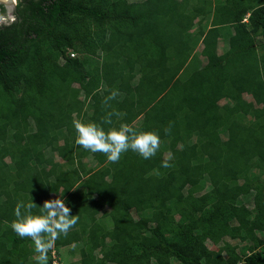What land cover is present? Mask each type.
<instances>
[{
	"label": "trees",
	"instance_id": "obj_1",
	"mask_svg": "<svg viewBox=\"0 0 264 264\" xmlns=\"http://www.w3.org/2000/svg\"><path fill=\"white\" fill-rule=\"evenodd\" d=\"M108 112L157 153L76 145L73 122ZM54 196L79 220L49 264L78 243L68 264H264V0H19L0 25V264L36 255L17 203Z\"/></svg>",
	"mask_w": 264,
	"mask_h": 264
},
{
	"label": "clouds",
	"instance_id": "obj_2",
	"mask_svg": "<svg viewBox=\"0 0 264 264\" xmlns=\"http://www.w3.org/2000/svg\"><path fill=\"white\" fill-rule=\"evenodd\" d=\"M0 20V25L13 22L15 16L4 15ZM117 94L116 91L111 92L107 100L115 99ZM114 115L118 113L108 112L101 123L75 120V144L91 153H103L113 163L128 151L135 152L143 159H150L157 153L160 147L158 133L139 131L127 124L112 127ZM162 166L169 167V164L163 161ZM35 206L33 201L18 202L14 208L16 219L10 227L19 238H29L33 243L36 253L34 264H49L50 250L61 236L66 237L69 230L77 225L79 216L70 214L71 209L62 196L45 200L38 214H33Z\"/></svg>",
	"mask_w": 264,
	"mask_h": 264
},
{
	"label": "rangeland",
	"instance_id": "obj_3",
	"mask_svg": "<svg viewBox=\"0 0 264 264\" xmlns=\"http://www.w3.org/2000/svg\"><path fill=\"white\" fill-rule=\"evenodd\" d=\"M130 2H136V1H140L143 2L144 0H129ZM1 23V20H0ZM263 41V39L259 38L257 39V43H261ZM228 45V44H227ZM228 48V46H226L225 43L220 44V50L221 53H223L226 49ZM201 52V47L198 48V54H200ZM201 64H205L206 60L205 58L200 59ZM83 97V95H81V98ZM245 98L248 101H251V97L249 96H245ZM223 104L225 103H230L232 104L233 102L230 99H223L222 101ZM226 138V137H225ZM46 156L52 157L55 159V161H61L60 158L58 157V155L55 152H51L50 150H46L45 151ZM9 161V160H7ZM86 162L88 163H93L94 165L96 164V162L94 161V159L92 157H89ZM54 198H57V196H54ZM244 202L247 203L249 205L250 201H249V197H245ZM33 246V245H32ZM80 249H81V244H75V245H68L65 247L60 248L59 250H53L52 255V264H68V263H75L77 261H79L81 259V254H80ZM56 251V252H54ZM35 262V255H33L30 260H29V264H34Z\"/></svg>",
	"mask_w": 264,
	"mask_h": 264
},
{
	"label": "water",
	"instance_id": "obj_4",
	"mask_svg": "<svg viewBox=\"0 0 264 264\" xmlns=\"http://www.w3.org/2000/svg\"><path fill=\"white\" fill-rule=\"evenodd\" d=\"M19 0H0V6L6 7L7 12L9 14V17L13 15V12L16 11L17 9V5L16 3ZM1 11V9H0ZM2 17L1 13H0V18Z\"/></svg>",
	"mask_w": 264,
	"mask_h": 264
},
{
	"label": "flooded vegetation",
	"instance_id": "obj_5",
	"mask_svg": "<svg viewBox=\"0 0 264 264\" xmlns=\"http://www.w3.org/2000/svg\"><path fill=\"white\" fill-rule=\"evenodd\" d=\"M2 8H3V6H0L1 11H2ZM4 8H5V10H6V15L9 16L6 7H4ZM1 11H0V13H1ZM15 12H16V11L13 12L14 16H15Z\"/></svg>",
	"mask_w": 264,
	"mask_h": 264
},
{
	"label": "crops",
	"instance_id": "obj_6",
	"mask_svg": "<svg viewBox=\"0 0 264 264\" xmlns=\"http://www.w3.org/2000/svg\"><path fill=\"white\" fill-rule=\"evenodd\" d=\"M222 43H225V42H223V39H222V41H221ZM221 44V43H220Z\"/></svg>",
	"mask_w": 264,
	"mask_h": 264
},
{
	"label": "built area",
	"instance_id": "obj_7",
	"mask_svg": "<svg viewBox=\"0 0 264 264\" xmlns=\"http://www.w3.org/2000/svg\"><path fill=\"white\" fill-rule=\"evenodd\" d=\"M72 56H73V54H72Z\"/></svg>",
	"mask_w": 264,
	"mask_h": 264
}]
</instances>
